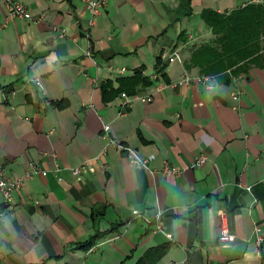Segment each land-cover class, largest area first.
Listing matches in <instances>:
<instances>
[{"label":"crops","instance_id":"obj_1","mask_svg":"<svg viewBox=\"0 0 264 264\" xmlns=\"http://www.w3.org/2000/svg\"><path fill=\"white\" fill-rule=\"evenodd\" d=\"M19 1L33 20L10 19L0 0V173L23 178L32 162L46 175L25 180L3 209L0 264H261L264 68L219 84L185 64L214 38L204 9L264 0H108L93 26L81 0ZM174 52L181 61L163 60ZM142 66L153 84L138 96L152 102L134 99L126 115L120 97L103 103L101 83L117 87ZM155 209L172 240L132 218Z\"/></svg>","mask_w":264,"mask_h":264},{"label":"trees","instance_id":"obj_2","mask_svg":"<svg viewBox=\"0 0 264 264\" xmlns=\"http://www.w3.org/2000/svg\"><path fill=\"white\" fill-rule=\"evenodd\" d=\"M200 18L214 38L209 43L199 45L191 53L185 64L186 68H198L202 75L215 78L219 84H229L234 77L246 74L253 66L264 68V2L250 3L224 14L204 9ZM183 39L182 34L179 42H183ZM161 54L155 59L156 72L164 76L166 63L163 62ZM144 70L145 67L142 66L134 70L132 76L117 78V87L111 81L101 83L103 103L112 102L122 94L128 97L137 96L140 90L151 86L153 82L144 75ZM54 104L58 108L68 106L67 101ZM98 237L95 234L87 243L76 247L89 249ZM167 248L168 246H163L150 251L148 256L155 254L152 261L156 262L167 252ZM261 261L264 264V255Z\"/></svg>","mask_w":264,"mask_h":264},{"label":"built area","instance_id":"obj_3","mask_svg":"<svg viewBox=\"0 0 264 264\" xmlns=\"http://www.w3.org/2000/svg\"><path fill=\"white\" fill-rule=\"evenodd\" d=\"M84 2L85 6L87 7L89 14H90V22L89 25L93 26L97 21V18L102 15L103 11H105L108 8V0H81ZM7 10H9V18L10 19H23L31 21L33 20L31 13L24 7V5L19 0H7ZM60 37L63 38L64 31H60ZM165 62H169L170 64L174 61H181V58L178 53L174 52L171 54V56L163 59ZM118 74H124L123 70H120ZM207 80H210V77L207 78ZM237 78H233V81H236ZM190 82V79L186 77L184 81L180 83V85H186ZM39 85V83H38ZM211 87V86H210ZM122 99V105L123 109L126 111H123V115L127 114V110L130 108V104L134 99H139L143 103H150L152 102L151 97H140V96H127L125 94H122L120 96ZM234 99H238V95H234ZM109 127L104 126V131L108 132ZM113 145L117 146L119 150L126 153V156L133 166L136 168L142 169V170H150L151 165V158L149 157H142L138 153H136L135 150L129 147L122 146L120 143H114ZM207 157L205 155L200 156L196 158L192 164V168H201L206 163ZM27 171L23 178H16L13 179L9 176H7L5 173H0V218H2L5 215V212L3 209L13 200L14 193L17 192V190L21 189L22 185L24 184V181L35 176V175H41L45 176L46 171L42 170L40 167L35 165L34 163L30 162L27 166ZM77 172V171H75ZM166 172L171 173V170L166 169ZM162 215L163 211L159 209H155L151 211L150 213H144L139 210H133L132 212V218L133 219H139L143 221L146 224L153 225L154 229L160 232H163L169 240L173 239V236L167 232H165L163 226H162ZM221 235L219 240L223 244H227L234 240V236L229 233L226 227H223L221 229ZM263 244L262 240L257 241V246L261 247Z\"/></svg>","mask_w":264,"mask_h":264}]
</instances>
